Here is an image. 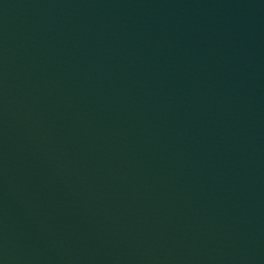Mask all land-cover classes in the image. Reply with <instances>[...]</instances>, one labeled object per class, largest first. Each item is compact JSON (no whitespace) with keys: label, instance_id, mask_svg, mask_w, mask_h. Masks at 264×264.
<instances>
[{"label":"water","instance_id":"water-1","mask_svg":"<svg viewBox=\"0 0 264 264\" xmlns=\"http://www.w3.org/2000/svg\"><path fill=\"white\" fill-rule=\"evenodd\" d=\"M0 264H264V0H0Z\"/></svg>","mask_w":264,"mask_h":264}]
</instances>
